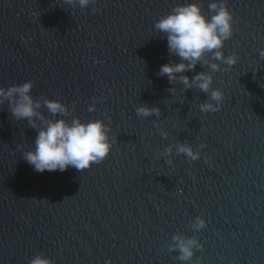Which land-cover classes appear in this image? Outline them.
I'll use <instances>...</instances> for the list:
<instances>
[{
	"label": "water",
	"instance_id": "obj_1",
	"mask_svg": "<svg viewBox=\"0 0 264 264\" xmlns=\"http://www.w3.org/2000/svg\"><path fill=\"white\" fill-rule=\"evenodd\" d=\"M190 2L211 18L213 0H96L85 9L0 0V87L32 81L34 99L64 103L69 120H103L112 140L89 169L37 172L22 156L37 131L0 104V264H29L37 253L53 264H264V0H227L234 34L222 51L239 59L213 74L224 100L208 113L199 105L209 94L158 75L180 61L155 22ZM142 104L161 115H138ZM179 143L199 159L177 154ZM178 233L203 246L192 261L169 251Z\"/></svg>",
	"mask_w": 264,
	"mask_h": 264
},
{
	"label": "clouds",
	"instance_id": "obj_2",
	"mask_svg": "<svg viewBox=\"0 0 264 264\" xmlns=\"http://www.w3.org/2000/svg\"><path fill=\"white\" fill-rule=\"evenodd\" d=\"M95 2L96 0H65L66 4L73 7L79 5L81 9ZM209 9L210 19L197 2L178 4L155 22V29L167 39L169 54L179 57L180 61L162 65L158 75L167 76L170 84L179 82L184 91L197 88L209 94L207 101L199 105L204 113L219 111L224 100V93L219 88L212 87L213 74L229 70L239 59L235 53L225 56L222 51L225 41L234 34V17L227 0H213ZM92 11L96 12L97 9L92 8ZM260 57L264 59V49L260 50ZM216 61L227 65V68H222L221 63ZM198 64L208 70L201 71L192 78L185 74L194 71ZM33 86L32 81H26L7 88L0 87V104L8 101L12 116L17 120H26L28 125L37 131L34 147L22 154L23 159L35 171L63 172L69 167H74L81 172L108 157L112 140L109 136L110 128L103 120L82 122L79 117L69 120L67 117L71 116V111L67 105L43 96L34 99L31 95ZM175 91L174 87L169 89V92ZM41 108H46L53 118H48L39 111ZM89 111H95V104ZM136 112L143 117L161 115L158 107L145 104L139 106ZM57 116L60 118H56ZM162 135L166 138L167 132ZM164 151L170 156L172 146L166 147ZM176 152L185 154L193 161L200 157V152L186 143L176 145ZM205 226L206 221L200 216L192 223L195 230ZM202 247L195 236L187 237L178 233L173 236L169 251L178 250L177 259L187 262L192 261L194 250ZM29 264H53V261L43 253H37L30 259Z\"/></svg>",
	"mask_w": 264,
	"mask_h": 264
}]
</instances>
